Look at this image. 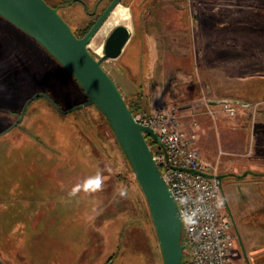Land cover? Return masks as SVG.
Wrapping results in <instances>:
<instances>
[{"label":"rangeland","instance_id":"obj_1","mask_svg":"<svg viewBox=\"0 0 264 264\" xmlns=\"http://www.w3.org/2000/svg\"><path fill=\"white\" fill-rule=\"evenodd\" d=\"M82 1L91 10L95 0ZM120 3L129 8L130 37L102 66L123 98L140 112L207 97L250 102L234 104L233 115L220 103L213 115L199 107L198 146L223 175L229 203L230 190L241 193L235 184L264 190V0ZM59 10L76 26L91 19L78 1ZM114 26L89 43L103 44ZM85 99L44 47L0 16V264H161L147 202L105 116L93 104L60 111ZM229 137L238 141L223 144ZM97 170L102 191L68 195ZM121 185L127 198L116 194Z\"/></svg>","mask_w":264,"mask_h":264},{"label":"water","instance_id":"obj_2","mask_svg":"<svg viewBox=\"0 0 264 264\" xmlns=\"http://www.w3.org/2000/svg\"><path fill=\"white\" fill-rule=\"evenodd\" d=\"M120 0H111L91 27L82 36H76L57 9L46 0H0V16L33 37L76 80L86 99L61 112L93 104L105 116L109 126L124 152L133 176L148 205L152 224L158 240L161 264H181L185 244L181 242L182 228L176 203L170 194L160 170L152 158V152L143 133L159 143L156 133L148 126L135 121L120 90L102 61L120 55L128 42L130 32L123 24L109 31L102 44V53L96 58L87 48L91 38L100 28ZM44 96L55 107L56 102L45 92ZM209 104L229 102L243 107L251 103L228 98H210ZM20 111L21 117L25 105ZM201 102L198 100L194 103ZM193 103L179 105L186 107ZM193 171V169H188ZM241 174L230 175L242 177ZM222 174H217L219 179Z\"/></svg>","mask_w":264,"mask_h":264},{"label":"built area","instance_id":"obj_3","mask_svg":"<svg viewBox=\"0 0 264 264\" xmlns=\"http://www.w3.org/2000/svg\"><path fill=\"white\" fill-rule=\"evenodd\" d=\"M206 101L186 107L160 104L151 112H132L133 119L150 127L159 143L144 134L161 176L172 195L181 220L182 238L188 247L187 264H237L236 235L223 196L216 166L202 159L198 146L199 107L213 115ZM228 115L236 107L220 103ZM188 119V120H187ZM188 169H193L190 171Z\"/></svg>","mask_w":264,"mask_h":264},{"label":"crops","instance_id":"obj_4","mask_svg":"<svg viewBox=\"0 0 264 264\" xmlns=\"http://www.w3.org/2000/svg\"><path fill=\"white\" fill-rule=\"evenodd\" d=\"M234 141L235 138L229 137L222 140V143L232 145L238 140ZM201 155L207 157L204 150L201 151ZM235 185L241 193L235 195L234 191L230 190L232 203H229L226 198L225 200L228 202V211L236 235L235 244L238 251L236 262L237 264H264V190L257 186L255 188L253 185ZM240 200L242 202L238 204Z\"/></svg>","mask_w":264,"mask_h":264},{"label":"clouds","instance_id":"obj_5","mask_svg":"<svg viewBox=\"0 0 264 264\" xmlns=\"http://www.w3.org/2000/svg\"><path fill=\"white\" fill-rule=\"evenodd\" d=\"M105 179L103 173L97 170L95 174L83 177L78 180L68 192L70 197H76L80 193L94 194L103 190ZM116 194L119 198L124 199L128 197V189L126 186L121 185Z\"/></svg>","mask_w":264,"mask_h":264},{"label":"flooded vegetation","instance_id":"obj_6","mask_svg":"<svg viewBox=\"0 0 264 264\" xmlns=\"http://www.w3.org/2000/svg\"><path fill=\"white\" fill-rule=\"evenodd\" d=\"M73 1L80 2L83 5V8H84L85 12L87 13V15L91 16V19L89 21H87L85 24H83L82 26H78V25L76 26V25L69 23V21H66V19L62 15L61 16L68 23L71 30L76 34V36H82L91 27V25L99 17V15L103 12V10L107 7V5L110 3L111 0H95L93 5H92L91 10H89L88 5L82 0H70L67 3L60 2V3H56V4H51V3L47 2V0H46V2L48 4H50L51 6L55 7L59 13H60V10H59L60 7H64ZM226 204H227V210H228V203L226 202ZM228 213H229V211H228ZM229 216H230V219L232 221L230 213H229Z\"/></svg>","mask_w":264,"mask_h":264},{"label":"bare ground","instance_id":"obj_7","mask_svg":"<svg viewBox=\"0 0 264 264\" xmlns=\"http://www.w3.org/2000/svg\"><path fill=\"white\" fill-rule=\"evenodd\" d=\"M130 13L129 8L122 3H117L116 6L112 9L102 26L96 31L95 36L99 37V35L106 30L109 26L123 24L127 27V29L131 30L130 25ZM111 30V29H110ZM92 46L93 52L101 55L102 53V44H96L94 42L89 43ZM111 59V58H110Z\"/></svg>","mask_w":264,"mask_h":264},{"label":"trees","instance_id":"obj_8","mask_svg":"<svg viewBox=\"0 0 264 264\" xmlns=\"http://www.w3.org/2000/svg\"><path fill=\"white\" fill-rule=\"evenodd\" d=\"M76 35V34H75ZM64 69V68H63ZM65 70V69H64ZM66 71V70H65ZM67 72V71H66ZM68 73V72H67ZM69 74V73H68ZM127 106L129 107V109L132 111V112H135L137 111L138 109H135V108H139V107H134L132 103L130 102H127L125 100ZM152 142L154 143L155 141L151 138ZM155 230V229H154ZM157 237V236H156ZM189 261V255H188V252L187 250L184 248L183 250V255H182V258H181V264H187Z\"/></svg>","mask_w":264,"mask_h":264}]
</instances>
